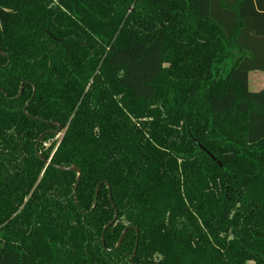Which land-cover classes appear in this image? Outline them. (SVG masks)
Wrapping results in <instances>:
<instances>
[{"label": "trees", "instance_id": "1", "mask_svg": "<svg viewBox=\"0 0 264 264\" xmlns=\"http://www.w3.org/2000/svg\"><path fill=\"white\" fill-rule=\"evenodd\" d=\"M258 71L264 0H0V264H264Z\"/></svg>", "mask_w": 264, "mask_h": 264}, {"label": "water", "instance_id": "2", "mask_svg": "<svg viewBox=\"0 0 264 264\" xmlns=\"http://www.w3.org/2000/svg\"><path fill=\"white\" fill-rule=\"evenodd\" d=\"M21 93H22V89H21V92H20V95H19V97L21 96ZM18 97V98H19ZM61 131V128H59L58 129V132H60ZM193 141L198 145V147H199V149L201 150V151H203L204 153H206L215 163H217L220 167H221V164L218 162V160L204 147V146H202L200 143H198V141L197 140H195V139H193ZM48 163H50V162H48ZM60 170H62V171H66V172H74V173H77L78 174V177H77V179H76V184H75V186H74V191H73V194L75 195V193H76V190H77V188H78V185H79V183H80V180H81V176H82V174H81V171L77 168V167H75V166H72V167H70V168H62V167H58ZM97 195H98V189H97V192H96V197H97ZM75 202H76V199H75ZM116 220H117V213H115V217H114V219L111 221V223L104 229L105 231L108 229V228H110L112 225H114L115 224V222H116ZM127 231V230H126ZM126 231L123 233V235L121 236V238L119 239V241H118V244H117V246H116V248H115V250L116 249H118L119 247H120V245H121V243H122V241H123V238H124V234L126 233ZM102 242L104 243V237H102ZM136 251H137V243H136V248H135V250H134V253H133V256H132V258H131V261H132V263H133V261H134V258H135V255H136Z\"/></svg>", "mask_w": 264, "mask_h": 264}, {"label": "crops", "instance_id": "3", "mask_svg": "<svg viewBox=\"0 0 264 264\" xmlns=\"http://www.w3.org/2000/svg\"><path fill=\"white\" fill-rule=\"evenodd\" d=\"M263 73L264 72H253V75H252V80H251V83H264V78L262 77L263 76ZM249 83H250V79H249ZM259 90L257 91H260L261 89L264 88V84H262L261 86L259 85L258 86Z\"/></svg>", "mask_w": 264, "mask_h": 264}, {"label": "rangeland", "instance_id": "4", "mask_svg": "<svg viewBox=\"0 0 264 264\" xmlns=\"http://www.w3.org/2000/svg\"><path fill=\"white\" fill-rule=\"evenodd\" d=\"M252 75H253V73H250V75H249V79H250V83H249V88H250V90L251 91H253V92H257V90H259L258 88V86L260 85H262V84H264V83H251V80H252ZM263 78H264V73H263V76H262Z\"/></svg>", "mask_w": 264, "mask_h": 264}]
</instances>
